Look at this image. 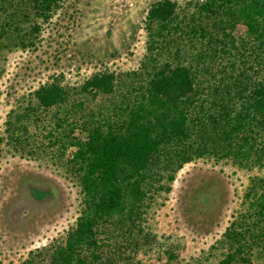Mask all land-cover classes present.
Masks as SVG:
<instances>
[{
    "label": "trees",
    "instance_id": "obj_1",
    "mask_svg": "<svg viewBox=\"0 0 264 264\" xmlns=\"http://www.w3.org/2000/svg\"><path fill=\"white\" fill-rule=\"evenodd\" d=\"M58 1L31 0L30 7L47 20ZM193 4L187 11L173 0H152L144 15L143 76L125 86L107 114L78 118L70 109L55 122L61 134L50 141L72 147L81 208L64 237L28 251L18 264H131L132 233L140 231L148 199L169 190L183 163L204 155L264 163V0ZM116 83L111 71L91 73L71 107ZM33 95L50 107L67 94L51 80ZM252 208L264 217V191ZM232 238L216 264H252L239 236Z\"/></svg>",
    "mask_w": 264,
    "mask_h": 264
},
{
    "label": "rangeland",
    "instance_id": "obj_2",
    "mask_svg": "<svg viewBox=\"0 0 264 264\" xmlns=\"http://www.w3.org/2000/svg\"><path fill=\"white\" fill-rule=\"evenodd\" d=\"M151 1L59 0L41 20L31 0H0V264L20 263L74 224L81 208L78 174L68 160L72 147L50 141L61 134L55 122L70 117V109L78 118L107 114L125 86L143 76ZM173 1L190 11L196 0ZM96 71L114 74V90L81 96L72 108L80 84ZM51 80L67 95L42 107L33 90ZM262 191L264 163L244 166L211 155L183 163L169 190L148 199L129 262L216 264L233 247V234L252 264H264V217L252 210Z\"/></svg>",
    "mask_w": 264,
    "mask_h": 264
}]
</instances>
